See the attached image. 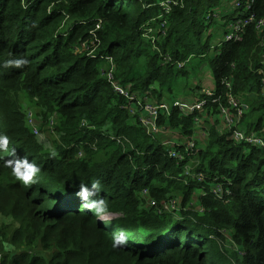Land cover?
<instances>
[{
	"label": "trees",
	"instance_id": "trees-1",
	"mask_svg": "<svg viewBox=\"0 0 264 264\" xmlns=\"http://www.w3.org/2000/svg\"><path fill=\"white\" fill-rule=\"evenodd\" d=\"M162 1L0 0V136L9 139L6 149L0 145V215L21 227L0 224V264H264V148L235 141L219 121L229 97L223 84L231 81L245 106L237 128L264 138V27L259 31L253 23L240 42H219L211 59L214 25L227 27L214 17L222 0H170L169 13ZM252 9L264 19V0H254ZM242 17L236 12L228 19ZM148 27L160 30L155 44L144 37ZM21 57L27 66H4ZM106 57L114 63L112 81ZM195 58L206 60L222 100L213 103L194 91L189 99L208 101L200 111L173 109L161 117L166 133L180 137L176 149L186 160L177 161L160 144L164 136L154 139L143 128L137 102L113 85L143 103L162 102L186 75L177 64ZM20 96L36 115L55 120V155L31 134ZM189 142L195 149L187 154ZM25 158L41 170L28 186L6 164ZM186 165L205 180L186 184ZM97 180V195L82 200L80 184L93 191ZM219 184L232 192L227 202L212 193ZM146 188L159 207L181 195L187 207L182 219L146 206ZM197 189L199 204L192 201ZM97 198L105 200L110 223L91 207ZM221 231L242 259L220 243ZM121 233L127 243L113 247ZM37 244L51 251L50 260L22 250Z\"/></svg>",
	"mask_w": 264,
	"mask_h": 264
},
{
	"label": "built area",
	"instance_id": "built-area-1",
	"mask_svg": "<svg viewBox=\"0 0 264 264\" xmlns=\"http://www.w3.org/2000/svg\"><path fill=\"white\" fill-rule=\"evenodd\" d=\"M254 3V0H236L234 7L237 12L242 13V18H238L236 21L232 23V25L229 27V31H227L225 35V41L222 42H240L243 38V34L245 30L252 25L253 23L256 24V28L259 31L263 30L264 27V19L257 20L256 14L253 12L252 5ZM161 7L166 11V13H169L171 8L170 5L173 4L170 0L162 1L159 3ZM166 23L162 24V27L165 26ZM99 29V26H98ZM144 37L151 40L153 44L156 42V38L154 37V29L152 27H148L145 31ZM85 47V45H83ZM89 50V48H86ZM157 49V48H156ZM96 49H92L89 52V55L92 57H96L94 54ZM166 61H172V58L167 55L164 58ZM106 61L110 65V70L107 73V77L109 81H112L114 78V63L113 60L110 57H106ZM186 62L178 63V68H184L186 66ZM262 73V72H261ZM223 85H226L227 89L229 90L228 93V103L227 106L224 104L220 105V115L221 120L223 121L224 126L227 128L228 132L231 134L232 138L239 142V143H246L252 146L257 147H263L264 148V138L258 136L257 134H248L243 130H240L237 128L238 121L236 118L240 119L244 112V105L241 103L240 96H236L232 93V83L231 81H226ZM114 91L124 96L129 101H136L138 107L141 109V115H140V122L143 128L147 131V133L153 137L154 139L164 136V138L161 140V145L166 147L168 150V156L172 159H175L177 161H184L185 155H183L180 151H178L176 148L180 147L181 144L178 142V140L172 139L168 133H166L165 126H161L160 119L162 116H171V113L173 109L180 110L184 114L193 113L195 111H200L208 102L206 99H200L197 102L188 101L183 102L181 100H174L171 102L162 101V102H155V103H143L141 99L137 98L138 96L135 95L133 92H130L128 89H125L121 87L120 85L114 84ZM203 93L209 97L213 98V103H221L222 98L218 97L216 98V94L213 92H209L208 90H203ZM136 110V109H135ZM134 111V110H133ZM132 113L134 114V112ZM234 112V114L232 113ZM201 122V120L196 119V122ZM172 132V131H171ZM202 135H204V132H202ZM115 140V138H112ZM119 143H122L120 138H116ZM186 153H193L195 149L194 143H188L183 146ZM197 164L194 162V165ZM184 182L187 184L189 183V180H196L198 182H203L205 180V176L201 173H197L194 171V167L191 165L185 166V172H184ZM224 185L219 184L218 187L215 189L216 191H213L212 193L216 196V199L220 201H228L229 197L232 195V192L229 187L224 190ZM143 194H148V191H143ZM144 196V195H143ZM152 201V207L157 208V214L158 215H164V214H171L173 215L177 220H181L182 212H179L178 209V202L175 199H168L165 202H162L160 207L156 202L153 200L147 198V205L148 203ZM151 208V207H150ZM193 210V209H192ZM197 211V210H194ZM198 212V211H197ZM200 212H203V210H200Z\"/></svg>",
	"mask_w": 264,
	"mask_h": 264
},
{
	"label": "rangeland",
	"instance_id": "rangeland-1",
	"mask_svg": "<svg viewBox=\"0 0 264 264\" xmlns=\"http://www.w3.org/2000/svg\"><path fill=\"white\" fill-rule=\"evenodd\" d=\"M235 1L236 0H222L221 1L220 7L218 8V11L214 15V17L219 20V23H222V19H225V16L230 11L229 10L230 7L232 8V10H235V7H234ZM208 18H209V15L208 16L206 15V19H208ZM214 29H215V33L210 38H208L210 45H211V50L209 52H207V55L210 56L211 59L214 57V55L216 53L215 51H213L214 48L215 47L217 48L219 42L222 43L224 41V38H225L223 33H221L219 31L217 24L214 25ZM157 33L160 34V30ZM157 33L154 34V37L158 41L159 36H157ZM207 35H211L210 31L207 33ZM153 49H155V46ZM184 69H185L186 75L178 76V81H177V84L174 86L173 93L169 96H166L164 101L171 102V101L176 100V99L181 100V101L185 100L184 102L193 101V100L189 99V96L192 95L191 92L198 91L200 95H203L201 93L203 90H208L209 92H212V93L215 92V84H214L213 76L211 74L210 67L208 66L205 59L195 58L193 60H188ZM133 93L136 94L135 92H133ZM23 98H24L23 96H20L19 105H22L23 107H25L27 109V120H28V125L31 129V134L34 136V138L38 142V144L43 147L44 152H47V153L53 152L54 150H56V147H57V145L55 143L51 142L55 136V134L52 133L55 120L46 121L42 117H39L38 115H36L31 109H29L27 107V102L25 100H23ZM240 101L242 104L244 103L243 98L242 99L240 98ZM152 102H155V101L152 100ZM193 102H197V101H193ZM131 107H132V110L130 112L132 113V111L135 110L136 106L134 104H132ZM244 116H243V118H244ZM219 121H220V125H221L222 124L221 118H219ZM200 123L201 122L198 121V124H200ZM48 136H50V138ZM169 136L175 140H178V138H180L178 135V132H176V133L171 132L169 134ZM201 138H202V136H201ZM179 141L180 140H178V142ZM211 186L213 187L214 185L211 184ZM145 190H147L148 194H149V189L146 188V189H144V191ZM196 192L198 194L196 193V195L193 197L192 201L199 204V201H198L199 194H201L202 191L197 189ZM148 194H143V195L145 198H148ZM172 196L173 197L175 196L174 199L178 202L179 212H182V211L186 212L187 207H182V202H183L182 196L176 195L175 193ZM145 202H146L145 203L146 206L153 208L152 207L153 206L152 201H150L148 203V205H147V200ZM153 209L157 210L156 207H154ZM200 218H203V217H200ZM104 219L107 223H110V220L106 216H104ZM0 224L5 225V226H9L11 231H13L16 227H18L20 225L19 223L15 222L14 218L4 216V215H0ZM19 228H21V227H18L17 229H19ZM122 232H124L125 234L126 233L128 234L127 231H122ZM117 233H118V231H117ZM129 233H131V232H129ZM221 234L224 238L222 240H219L220 243L222 245L225 244L228 250H230L233 254H236L239 259H242L244 254L242 252H239V250L233 246L232 241H231L228 233H226L225 231H221ZM22 250L25 251V253H29V254H32L34 256H38L37 254H41L40 255L41 257L44 256L48 260H50L51 256H52L51 251L43 250V248L39 244H37L36 247H23ZM16 251H17V249L14 251V253ZM232 262H233V264H238L236 262V260H233Z\"/></svg>",
	"mask_w": 264,
	"mask_h": 264
},
{
	"label": "clouds",
	"instance_id": "clouds-1",
	"mask_svg": "<svg viewBox=\"0 0 264 264\" xmlns=\"http://www.w3.org/2000/svg\"><path fill=\"white\" fill-rule=\"evenodd\" d=\"M29 64L27 58H19V59H9L4 61L5 67H15V68H22ZM9 143V139L7 136H0V145L3 148H7ZM15 151L13 150V155ZM55 155V152L52 153ZM7 166L12 168V175L16 178V180L20 181L23 185L28 186L38 182L37 178L40 173V168L37 166L36 163L31 162L29 163L28 160L25 158L23 160H15V161H7ZM100 187V181L97 180L96 182L92 183L93 191H90L87 184H80V190L77 195L82 200H89L90 197L97 195L94 191ZM91 207L95 209L98 215H103L108 213V207L103 198H97L91 200ZM107 217V216H106ZM108 218V217H107ZM109 219V218H108ZM105 221V219H104ZM127 243V237L124 233L120 235L114 236L113 238V247H119Z\"/></svg>",
	"mask_w": 264,
	"mask_h": 264
},
{
	"label": "crops",
	"instance_id": "crops-1",
	"mask_svg": "<svg viewBox=\"0 0 264 264\" xmlns=\"http://www.w3.org/2000/svg\"><path fill=\"white\" fill-rule=\"evenodd\" d=\"M230 11L227 13V15L225 16V19H222V23H221V25H223V24H227V27H226V29H222L221 27H218V29H220L221 31V33H223V35L225 36L226 34L225 33H227V31H229V27L232 25V23L234 22V21H236V20H229L230 18H229V16H232V15H235L236 14V9L235 10H232V8L230 7V9H229ZM229 18V19H228ZM212 74V73H211ZM209 87V86H208ZM221 128H223V125L221 126Z\"/></svg>",
	"mask_w": 264,
	"mask_h": 264
},
{
	"label": "bare ground",
	"instance_id": "bare-ground-1",
	"mask_svg": "<svg viewBox=\"0 0 264 264\" xmlns=\"http://www.w3.org/2000/svg\"><path fill=\"white\" fill-rule=\"evenodd\" d=\"M224 41H225V39H224ZM224 43H228V42H224Z\"/></svg>",
	"mask_w": 264,
	"mask_h": 264
}]
</instances>
